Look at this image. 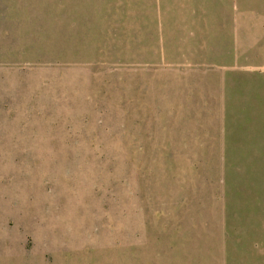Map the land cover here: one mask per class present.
I'll return each mask as SVG.
<instances>
[{
    "label": "rangeland",
    "instance_id": "374dc122",
    "mask_svg": "<svg viewBox=\"0 0 264 264\" xmlns=\"http://www.w3.org/2000/svg\"><path fill=\"white\" fill-rule=\"evenodd\" d=\"M0 264H264V0H0Z\"/></svg>",
    "mask_w": 264,
    "mask_h": 264
}]
</instances>
